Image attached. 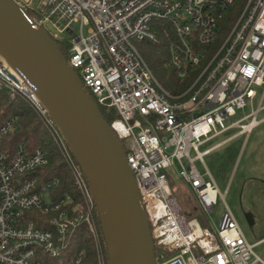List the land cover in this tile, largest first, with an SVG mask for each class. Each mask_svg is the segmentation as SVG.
I'll list each match as a JSON object with an SVG mask.
<instances>
[{
    "label": "built area",
    "instance_id": "obj_1",
    "mask_svg": "<svg viewBox=\"0 0 264 264\" xmlns=\"http://www.w3.org/2000/svg\"><path fill=\"white\" fill-rule=\"evenodd\" d=\"M12 1L32 11L33 22L54 43L68 44L66 62L96 106L115 110L117 118L108 125L137 184L152 242L161 249L156 264L260 262L225 205L214 230L208 221L204 228L187 218L172 194L169 172L178 169L177 179L206 217L218 197L224 204L202 163L213 148H198L230 130L224 142L248 137L261 122L264 0ZM160 40L176 80L173 91L160 84L137 45ZM256 87L263 92L253 108ZM0 91L24 101L47 127L79 198L73 205L68 194L56 196V181L39 175L46 154L22 145L8 149L5 136L16 118L0 122V264H81L82 252L66 254L81 223L94 243L96 264H106L90 186L36 87L0 60ZM247 106L250 112L234 120Z\"/></svg>",
    "mask_w": 264,
    "mask_h": 264
},
{
    "label": "water",
    "instance_id": "obj_2",
    "mask_svg": "<svg viewBox=\"0 0 264 264\" xmlns=\"http://www.w3.org/2000/svg\"><path fill=\"white\" fill-rule=\"evenodd\" d=\"M0 59L36 87L81 168L108 264H156L146 213L119 142L57 44L12 0H0Z\"/></svg>",
    "mask_w": 264,
    "mask_h": 264
},
{
    "label": "trees",
    "instance_id": "obj_3",
    "mask_svg": "<svg viewBox=\"0 0 264 264\" xmlns=\"http://www.w3.org/2000/svg\"><path fill=\"white\" fill-rule=\"evenodd\" d=\"M29 18L35 19V14L30 10H25ZM65 58L68 57L69 47L66 43L56 42ZM142 52L144 60L147 61L154 75H161L162 85L167 90H172L166 78L170 77L173 82H176L174 75L168 71L166 67V45L164 40H160L157 44L146 43ZM173 91V90H172ZM99 111L105 122L108 124L117 118L115 110L112 108L100 107ZM15 117V125L10 133L5 136V143L8 149L12 150L18 145H22L25 149L33 151L39 149L48 157V164L42 168L39 173L40 177L45 180H55L57 183L55 195L59 196L64 193L68 194L73 199V205L79 203L77 191L71 183L70 168L65 163L63 155L59 149L57 141L50 135L47 127L39 121L31 109L19 98H9L7 94L0 91V122L9 118ZM68 153H70L68 151ZM73 159L72 154L70 153ZM172 194L176 197L177 202L187 218L197 219L202 227H207V219L205 214L197 207L193 196L188 188L180 182L176 185L171 179ZM75 214L76 211H74ZM72 213V215H75ZM95 213V224L98 230L99 240L102 246L103 255L108 264L106 257L105 243H103L102 231L99 225L98 214ZM69 248L66 251L67 257L76 255L82 252L81 264H96L94 253V243L91 239L87 228L81 223L75 226L74 235L69 241ZM161 249L154 245V253L157 257ZM62 264H65L63 262Z\"/></svg>",
    "mask_w": 264,
    "mask_h": 264
},
{
    "label": "rangeland",
    "instance_id": "obj_4",
    "mask_svg": "<svg viewBox=\"0 0 264 264\" xmlns=\"http://www.w3.org/2000/svg\"><path fill=\"white\" fill-rule=\"evenodd\" d=\"M137 45L143 52L145 45L141 43ZM169 71L168 69L167 72ZM156 78L162 85L161 75H156ZM166 79L170 86L174 87L176 82H173L170 77ZM256 92L257 97L253 100V108L257 107L263 88L256 87ZM262 103L264 105V98ZM249 112L250 108L247 106L243 111H238L234 120ZM263 117L264 109L258 112L256 118L260 120ZM233 133L232 130L227 131L224 135L201 145L198 150L202 152ZM191 156L194 154L192 153ZM202 163L215 181L219 194L224 196V204L218 197L211 213L206 217L210 227L213 230L218 228L225 205L247 242L253 243L258 238L264 237V120L251 130L248 137L239 135L204 155ZM195 165L204 172L200 162L196 161ZM177 174V168L169 172L176 185L180 184ZM252 251L263 258L264 244H257Z\"/></svg>",
    "mask_w": 264,
    "mask_h": 264
},
{
    "label": "crops",
    "instance_id": "obj_5",
    "mask_svg": "<svg viewBox=\"0 0 264 264\" xmlns=\"http://www.w3.org/2000/svg\"><path fill=\"white\" fill-rule=\"evenodd\" d=\"M261 121H263L264 120V117L262 118V119H260ZM230 137V136H229ZM228 138V137H227ZM226 138V139H227ZM226 139H224L223 141H221V142H219V143H217V144H221V143H223ZM225 143V142H224ZM224 143L222 144V145H220V146H209V148H213V150H215V149H217V148H219V147H221V146H223L224 145ZM216 145V144H215ZM209 148H207L206 150H209ZM205 151V150H204ZM251 245H253V246H257V244H264V237H261V238H258L257 239V241H255V242H253V243H250ZM263 254H264V252H263ZM256 255V254H255ZM256 256H258V258L260 259V262H257V264H264V257L262 258V257H260L259 255H256Z\"/></svg>",
    "mask_w": 264,
    "mask_h": 264
}]
</instances>
